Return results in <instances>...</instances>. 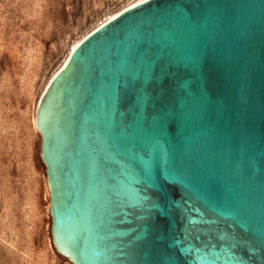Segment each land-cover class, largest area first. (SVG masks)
<instances>
[{"label":"water","instance_id":"water-1","mask_svg":"<svg viewBox=\"0 0 264 264\" xmlns=\"http://www.w3.org/2000/svg\"><path fill=\"white\" fill-rule=\"evenodd\" d=\"M74 264H264V0H145L38 111Z\"/></svg>","mask_w":264,"mask_h":264},{"label":"rangeland","instance_id":"rangeland-1","mask_svg":"<svg viewBox=\"0 0 264 264\" xmlns=\"http://www.w3.org/2000/svg\"><path fill=\"white\" fill-rule=\"evenodd\" d=\"M145 0H0V264H74L53 239L40 105L74 49Z\"/></svg>","mask_w":264,"mask_h":264},{"label":"bare ground","instance_id":"bare-ground-1","mask_svg":"<svg viewBox=\"0 0 264 264\" xmlns=\"http://www.w3.org/2000/svg\"><path fill=\"white\" fill-rule=\"evenodd\" d=\"M116 17V16H115ZM113 19V18H112Z\"/></svg>","mask_w":264,"mask_h":264}]
</instances>
